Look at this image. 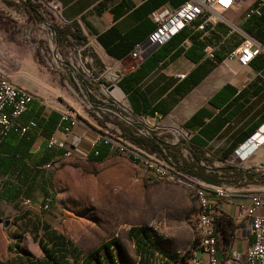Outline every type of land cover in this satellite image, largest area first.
Returning <instances> with one entry per match:
<instances>
[{
	"label": "crops",
	"instance_id": "1",
	"mask_svg": "<svg viewBox=\"0 0 264 264\" xmlns=\"http://www.w3.org/2000/svg\"><path fill=\"white\" fill-rule=\"evenodd\" d=\"M43 1L55 3L56 25L72 31L77 28L76 32L95 38L100 51L119 67L116 88L136 118L163 119L174 125L181 123L189 133L190 145L202 146L204 152L209 151L213 156L234 150L246 140V135L264 124V43L249 34L244 26L252 17L247 16L248 10L258 1L240 0L236 8L222 12V19L213 26L210 36L203 37L201 32L185 26L180 30L185 36L177 33L140 60H134L129 52L134 44L153 31L149 13L163 5L179 6L184 0ZM246 36L260 46L261 52L248 66H240L233 56H228ZM192 37L199 44L192 45ZM207 43L215 47L214 59L204 56ZM218 56L222 58L219 62ZM1 70L12 81L27 88L24 70ZM31 92L35 98L20 121L33 120L36 126L23 134L11 130L0 144V264H53L52 254L59 264H122L117 261L116 254L122 249L118 248L115 238L117 246L89 256L97 246L85 251L44 220L40 211L43 210L42 198L50 193L51 173L48 170L65 151L46 148V139L52 135L64 139L69 144L66 149L79 154L82 138L74 126L67 135L61 132L59 126L68 124V119L59 120L52 130L50 112L60 115L61 111L48 109L37 94ZM185 122H188L187 128L183 127ZM98 142L107 147V156L112 153L109 144L97 135L92 139L88 154L90 151L98 154L95 148ZM249 162L264 166V145L240 168L239 187L264 186V173L256 172L259 170L247 165ZM245 173L252 174L253 178L247 179ZM22 198L34 204L33 211L22 207ZM236 214L237 207L229 200L217 202L216 216L223 215L230 220L229 224L223 222L219 227L215 221V251L219 264H246L245 251L252 236L246 224L234 221ZM24 228L31 233L28 240L19 234ZM126 237L134 244V237L128 235V230ZM231 250L239 253V259L230 257ZM194 253L195 249L191 255ZM157 263L182 264L159 256Z\"/></svg>",
	"mask_w": 264,
	"mask_h": 264
},
{
	"label": "rangeland",
	"instance_id": "2",
	"mask_svg": "<svg viewBox=\"0 0 264 264\" xmlns=\"http://www.w3.org/2000/svg\"><path fill=\"white\" fill-rule=\"evenodd\" d=\"M26 3L0 0V67L12 72L24 70L25 86L48 109L56 108L72 117L82 138L81 153L62 156L48 170L53 201L40 211L44 220L85 251L115 238L122 249L121 259L128 264H136L138 259L134 244L126 237L130 227H146L163 238V246L185 252L192 242L196 214L193 178L159 176L130 160L128 154L117 152L95 162L88 152L92 139L104 134L113 139L126 138L154 164L168 159L190 163L187 131L181 123L174 125L163 119L136 118L127 122L125 111L130 110L125 99L115 93L120 91L110 90L114 85L110 69L119 67H113L93 37L51 33V29L60 28L53 13L43 3L32 0L41 17L36 20L29 15ZM132 136L145 141L138 144ZM204 157L208 160L201 161L200 166L205 173L229 165L239 169L244 166V162H224L209 151ZM247 165L264 173V166L252 162ZM219 176L224 182L241 183L230 173ZM33 205L22 207L33 211ZM19 234L25 240L31 235L25 228ZM151 264H158L157 259Z\"/></svg>",
	"mask_w": 264,
	"mask_h": 264
},
{
	"label": "built area",
	"instance_id": "3",
	"mask_svg": "<svg viewBox=\"0 0 264 264\" xmlns=\"http://www.w3.org/2000/svg\"><path fill=\"white\" fill-rule=\"evenodd\" d=\"M34 1L43 3L53 13V19L56 22L57 9L53 1ZM253 1H258V4L248 10L247 16L258 14L264 9V0ZM239 4L240 0H184L182 4L176 7L160 6L149 13V18L154 25L153 31L143 42L136 43L129 54L132 58L142 59L149 55L153 48L166 42L185 26H190L194 30L201 32L203 37L210 36L213 26L222 19V12L230 8H236ZM51 33L54 34V30H51ZM214 48L213 45L207 43L204 47V56L214 59ZM260 52V46L251 37L246 36L230 52L228 57L233 56L240 66H248ZM113 67H117V65L114 63ZM110 70L113 71L109 74L114 82V85L110 86V90L115 92L119 75L117 74V69ZM116 94L118 95V93ZM34 98V93L12 81L0 68V140L11 130L23 134L29 128L36 126L33 120H28L25 123L20 121L21 116L30 109V104ZM125 114L124 119L127 122H132L136 119L131 112L125 111ZM60 115L61 120L68 119L69 121L68 124L59 126L61 132L67 135L75 121L70 116H65L62 113ZM187 134L189 135L188 132ZM258 134L264 136V124L259 126L244 142L238 144L231 156L223 161L232 164L247 161L252 153L264 143V140L262 142L259 141ZM99 136H102L105 142L109 144V149L112 153L128 154L134 158V162H140L145 168L153 170L159 176L160 174H173L171 172L172 162L169 159L162 161L160 165L154 164L126 138L118 136L113 139L104 134ZM45 146L48 149H65L64 156H69L72 153L66 149V141L64 139H59L53 135L46 139ZM192 178L195 185H197V195L200 198L199 233L196 253L185 264H219L215 251L216 205L219 200H229L235 204L237 214L234 217V221L237 224H246L248 232L252 236V240L248 243L245 251V263L264 264V186L255 185V188L242 189L235 183L224 181L207 183L195 177ZM21 203L29 205L30 200L22 198ZM49 206V200L46 198L41 208L45 210ZM239 256V253L231 250L230 257L233 260L239 259Z\"/></svg>",
	"mask_w": 264,
	"mask_h": 264
},
{
	"label": "trees",
	"instance_id": "4",
	"mask_svg": "<svg viewBox=\"0 0 264 264\" xmlns=\"http://www.w3.org/2000/svg\"><path fill=\"white\" fill-rule=\"evenodd\" d=\"M31 1L32 0H26V2H27L26 4L28 5L29 15L36 20H41V17H39L38 14L36 13V8L38 5L32 4ZM262 10H264V9H262ZM253 15H255V16H253ZM250 16H252L250 18L251 21L247 22L244 25L245 30L249 34L254 36L255 38L262 40L264 43V11L262 12L261 15L251 14ZM54 31H55V33L61 34V35H64L65 32H68L75 38L79 37L78 32H76L77 28L74 31H72L69 27L54 28ZM177 33H180L182 36H185L184 31H181V32L179 31ZM176 34H174L173 36H175ZM147 36H146V38H147ZM173 36H171L166 42H168ZM144 40H142L141 42H143ZM166 42L161 44L160 47L163 46ZM138 43H140V42H138ZM196 44H199V43L195 40L194 37H192V45H196ZM133 46L131 47L130 52H131ZM151 54H152V52L149 55H151ZM221 59L222 58L218 56L217 62L221 61ZM51 114H52V117H51ZM49 116L51 117L50 121H51V125L53 127L52 130H53L54 125L57 124L59 122V120H61V116L55 112H50ZM49 116H48V119H49ZM188 122L184 123V126H183L184 128H187ZM252 133H250L249 135H246L245 139H247L249 136H251ZM7 135L4 138H2V140H0V144L4 141V139L7 137ZM132 140L138 144L142 143V141H145L144 138L139 137V136H132ZM187 143H188V146H189L191 153H192L191 162L189 163V162L183 161L182 163L179 164V163H177V161H175V162L172 161L171 172L175 176L177 175L180 178H183L184 176H191V177H195V178H197L201 181L207 182V183L220 182L221 179H220L219 175H224V176L226 175L227 176L229 173L232 175H236L238 177L237 180L241 179V175H242L241 171H240V169H238L235 166L222 167V168H219L216 170H211V171L205 173V171L203 169L204 167L200 166V162L203 161L204 159L208 160V158L204 157V151L201 149L202 146H199V145L192 146V145H190L189 140ZM95 148L98 149V154L95 155L93 153V151H90V153L88 154V157L95 162H100L107 156L108 149L101 142H98V144H95ZM232 152H233V148L224 152L219 157H221L220 158L221 160H224V159L230 157ZM129 159L132 161H135L134 158H132L131 156H129ZM173 174H171V175H173ZM244 175L249 180L253 178V175L250 173H245ZM194 184H195V182H194ZM236 185L238 187L240 186V184H237V183H236ZM195 187H197V185H195ZM46 198L49 200V203L51 205L53 198L49 194L44 195V197L41 200V205ZM195 216H196V214H195ZM215 220H216L217 226L219 224H222L223 222H225L227 224L230 223V220L223 215L216 216ZM194 224H195V221L193 223V227H194ZM128 235L134 237V246L136 248V255H138V259H137L136 264H151L154 260H156L158 258V256L160 257V259L166 258V259H169L171 261H173V260L174 261H180L182 264H185L186 263L185 259L191 255V252L193 249H195V245L197 243L196 237L194 235V240L190 245V248H192V247L193 248L192 249L189 248L188 250H186L184 252V254L182 256H179L178 253L176 252L177 250H172V249H169V248L163 246L161 243V240L163 238L161 236L159 237L158 235H156L153 232H150L149 230H147L146 227H142V226L130 227L128 229ZM110 246H117L114 238H110L109 240L100 243L88 255L90 256V255L95 254L101 250H104V252H106V250ZM116 257H117V261L119 263L128 264V263H126V261L121 259V255L119 252H117ZM50 258H51L53 264H59L57 262L55 255L52 254L50 256ZM111 261H112V259L109 260V262H111Z\"/></svg>",
	"mask_w": 264,
	"mask_h": 264
},
{
	"label": "bare ground",
	"instance_id": "5",
	"mask_svg": "<svg viewBox=\"0 0 264 264\" xmlns=\"http://www.w3.org/2000/svg\"><path fill=\"white\" fill-rule=\"evenodd\" d=\"M119 94V96H121L122 94L119 93V92H116ZM258 138H259V141L262 142L264 140V136L261 135V134H258ZM161 176H172L171 174H160ZM194 197H195V202H196V216H195V224H194V227H193V230H194V235L196 237V241L198 243V233H199V217H200V198L199 196L197 195V187H195V192H194ZM197 243L195 245V250H196V246H197ZM178 253L179 256H182L184 254L183 253H180V251H176ZM192 255L188 256L185 260H186V263L191 259Z\"/></svg>",
	"mask_w": 264,
	"mask_h": 264
},
{
	"label": "water",
	"instance_id": "6",
	"mask_svg": "<svg viewBox=\"0 0 264 264\" xmlns=\"http://www.w3.org/2000/svg\"><path fill=\"white\" fill-rule=\"evenodd\" d=\"M155 48H156V47H155ZM155 48H153V50H154ZM153 50H152V51H153ZM3 224H4V225H7V222H6V221H4V222H3Z\"/></svg>",
	"mask_w": 264,
	"mask_h": 264
}]
</instances>
